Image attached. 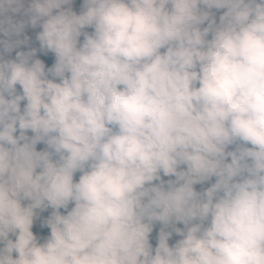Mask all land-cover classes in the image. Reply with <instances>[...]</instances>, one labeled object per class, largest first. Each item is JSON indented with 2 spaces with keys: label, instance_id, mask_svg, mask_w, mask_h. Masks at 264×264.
<instances>
[{
  "label": "clouds",
  "instance_id": "clouds-1",
  "mask_svg": "<svg viewBox=\"0 0 264 264\" xmlns=\"http://www.w3.org/2000/svg\"><path fill=\"white\" fill-rule=\"evenodd\" d=\"M0 264H264V0H0Z\"/></svg>",
  "mask_w": 264,
  "mask_h": 264
}]
</instances>
